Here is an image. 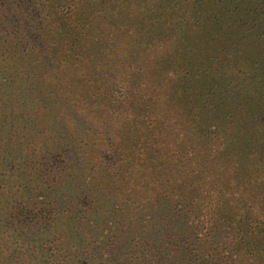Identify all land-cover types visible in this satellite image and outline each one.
Listing matches in <instances>:
<instances>
[{
  "label": "rangeland",
  "instance_id": "rangeland-1",
  "mask_svg": "<svg viewBox=\"0 0 264 264\" xmlns=\"http://www.w3.org/2000/svg\"><path fill=\"white\" fill-rule=\"evenodd\" d=\"M231 2L0 0V264H183L264 208V0Z\"/></svg>",
  "mask_w": 264,
  "mask_h": 264
},
{
  "label": "trees",
  "instance_id": "trees-1",
  "mask_svg": "<svg viewBox=\"0 0 264 264\" xmlns=\"http://www.w3.org/2000/svg\"><path fill=\"white\" fill-rule=\"evenodd\" d=\"M231 4H234L233 11L237 9L236 12L240 15L242 6L248 5V2L247 0H232ZM28 8H26V13L29 12L32 16L33 11L32 9L28 11ZM230 12L231 11H227L228 14H230ZM8 13L12 14V12ZM8 13L4 10V12L0 14L2 25L9 21ZM15 14L14 11V15ZM39 23L42 25L38 29L45 31L47 27L45 20ZM220 204L225 208L224 211H214L210 209L209 212L202 216H208L211 220L204 217L203 220L205 222H199L202 229L199 236L202 247L192 249L189 247L185 248L182 239V237H185V232H180L178 236L174 235V242L168 241L171 247H173L172 243L175 244L176 247L173 251L177 250L185 256L183 264H264L263 205L260 206L259 203H255L251 204L252 206L249 208H245V202H241L237 207ZM214 214L219 215V220L214 217ZM247 215L248 217L246 219ZM208 223L210 226L212 225V231H215V241L211 245V250L213 252H210V245H203V243L208 242L206 239L211 240V235L203 232V226H206ZM186 225L190 226L188 222ZM193 226L189 228H196L195 231L197 232L198 227L196 225ZM178 237H181L182 240L177 241Z\"/></svg>",
  "mask_w": 264,
  "mask_h": 264
}]
</instances>
